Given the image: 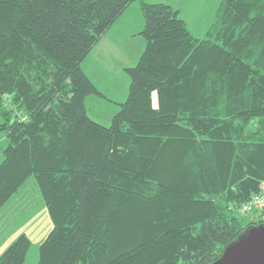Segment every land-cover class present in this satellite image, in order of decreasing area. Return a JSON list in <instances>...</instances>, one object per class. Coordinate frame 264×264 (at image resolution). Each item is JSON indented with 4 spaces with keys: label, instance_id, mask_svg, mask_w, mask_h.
<instances>
[{
    "label": "trees",
    "instance_id": "trees-1",
    "mask_svg": "<svg viewBox=\"0 0 264 264\" xmlns=\"http://www.w3.org/2000/svg\"><path fill=\"white\" fill-rule=\"evenodd\" d=\"M133 2L144 49L105 126L81 64ZM0 137V207L33 177L52 223L37 264L213 262L263 222L239 210L264 181V0H219L204 38L162 2L0 0Z\"/></svg>",
    "mask_w": 264,
    "mask_h": 264
},
{
    "label": "rangeland",
    "instance_id": "rangeland-1",
    "mask_svg": "<svg viewBox=\"0 0 264 264\" xmlns=\"http://www.w3.org/2000/svg\"><path fill=\"white\" fill-rule=\"evenodd\" d=\"M157 1H163V3L176 9L178 17L185 22L189 32L196 38L206 36V32L214 21L215 11L219 4V0ZM137 4L139 6L138 2ZM131 21L134 25L135 18L132 17ZM127 38L128 42L124 43L125 41L121 40L122 38L114 39L109 34H103L90 49L81 64L84 73L96 88L95 81H99L100 78H102V84L108 85L103 96L92 94L91 97L87 96L85 99L88 116L105 126L110 125L112 116L119 109L118 104L124 102L126 99L125 94H128V91H126L127 93L124 91L126 90V84L127 87L129 85L130 78L124 68L134 66L144 49L145 42L141 35L135 34ZM126 80L128 83H125ZM252 126V123L249 124V127ZM0 141H2L0 145L3 144L2 147H4L6 144L5 139L0 137ZM262 182L264 181L259 184H262ZM263 209L264 207L248 213H241L240 210L239 212L244 217L245 222L263 221L264 215L261 214ZM51 227L52 223L33 177L28 178L17 193L0 207V233L2 235L0 236V246L6 240L4 236L12 233L25 232L31 240L24 264H37L38 245L43 238L42 234H45ZM4 245H6V241Z\"/></svg>",
    "mask_w": 264,
    "mask_h": 264
},
{
    "label": "water",
    "instance_id": "water-1",
    "mask_svg": "<svg viewBox=\"0 0 264 264\" xmlns=\"http://www.w3.org/2000/svg\"><path fill=\"white\" fill-rule=\"evenodd\" d=\"M208 264H264V222L245 228Z\"/></svg>",
    "mask_w": 264,
    "mask_h": 264
},
{
    "label": "crops",
    "instance_id": "crops-1",
    "mask_svg": "<svg viewBox=\"0 0 264 264\" xmlns=\"http://www.w3.org/2000/svg\"><path fill=\"white\" fill-rule=\"evenodd\" d=\"M147 2H150V3H155V2H162L163 1H157V0H145ZM132 9V10H131ZM134 17L135 18V27H133L134 25L132 24V21H131V18ZM132 25V26H131ZM130 26H131V29H130ZM142 26H143V18H142V15H141V12H140V8L137 4V2H133L131 3L126 9L125 11L122 13L121 16H119L117 18V20L111 25V27L105 32V34H109L110 36H112L114 39L116 38H122L121 40H124L126 42H128V36H134L135 34L138 35L139 34V31L142 29ZM120 41V40H119ZM121 42V41H120ZM96 82V85H97V88L99 90V92L102 94L103 96V93L104 91H107V88H108V85L107 84H102V78H100L99 81H95ZM125 83H128L127 80L125 81ZM129 86V85H128ZM125 91H128V87H127V84H126V87H125ZM127 93V92H126ZM125 96H127L125 94ZM91 97V96H90ZM124 98V97H123ZM2 141H0L1 143ZM49 227V225H48ZM49 231V230H48ZM47 231V232H48ZM45 232V230H44ZM46 232V233H47ZM25 233V232H23ZM46 233L42 234L43 238L44 236L46 235ZM12 235L10 238L8 236ZM7 234L6 236H4V238L6 240L3 241V244L0 246V254L4 251V249L19 235L18 233L16 234ZM0 236L1 233H0ZM3 238V239H4ZM42 238V239H43ZM2 239V240H3ZM41 239V241H42ZM1 240V241H2ZM6 241V245H4V242ZM40 241V242H41Z\"/></svg>",
    "mask_w": 264,
    "mask_h": 264
},
{
    "label": "built area",
    "instance_id": "built-area-1",
    "mask_svg": "<svg viewBox=\"0 0 264 264\" xmlns=\"http://www.w3.org/2000/svg\"><path fill=\"white\" fill-rule=\"evenodd\" d=\"M262 207H264V182L259 184V191L254 193L247 202L242 204L240 212L248 213ZM262 220L264 222V216Z\"/></svg>",
    "mask_w": 264,
    "mask_h": 264
}]
</instances>
